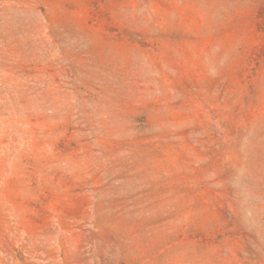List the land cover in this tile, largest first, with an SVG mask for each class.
I'll list each match as a JSON object with an SVG mask.
<instances>
[{"label":"rangeland","instance_id":"374dc122","mask_svg":"<svg viewBox=\"0 0 264 264\" xmlns=\"http://www.w3.org/2000/svg\"><path fill=\"white\" fill-rule=\"evenodd\" d=\"M0 264H264V0H0Z\"/></svg>","mask_w":264,"mask_h":264}]
</instances>
